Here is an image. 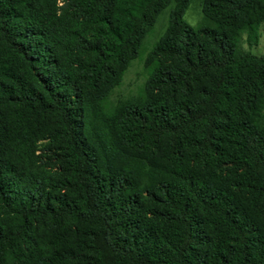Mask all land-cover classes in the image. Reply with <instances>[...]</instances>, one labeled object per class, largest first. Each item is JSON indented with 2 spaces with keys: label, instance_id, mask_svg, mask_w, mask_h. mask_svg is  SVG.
Instances as JSON below:
<instances>
[{
  "label": "trees",
  "instance_id": "16d2710c",
  "mask_svg": "<svg viewBox=\"0 0 264 264\" xmlns=\"http://www.w3.org/2000/svg\"><path fill=\"white\" fill-rule=\"evenodd\" d=\"M189 2L0 0V264H264V0Z\"/></svg>",
  "mask_w": 264,
  "mask_h": 264
},
{
  "label": "rangeland",
  "instance_id": "374dc122",
  "mask_svg": "<svg viewBox=\"0 0 264 264\" xmlns=\"http://www.w3.org/2000/svg\"><path fill=\"white\" fill-rule=\"evenodd\" d=\"M200 4L201 0H190L184 12L183 18L191 26L209 25L201 13ZM171 7L172 4L164 8L158 15L154 28L144 38L140 55L128 66L123 75L121 83L114 91L115 95L126 96L136 93L142 86L146 78V72L143 67L145 54L151 48L152 43L156 40L159 34L164 30L167 22V15ZM242 36L245 37L244 34ZM241 45L242 49L247 50L252 54H264V21L259 26L256 42H251L249 44L244 41L243 38Z\"/></svg>",
  "mask_w": 264,
  "mask_h": 264
}]
</instances>
